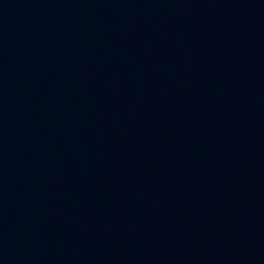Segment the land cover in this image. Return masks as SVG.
<instances>
[{
  "label": "water",
  "instance_id": "1",
  "mask_svg": "<svg viewBox=\"0 0 264 264\" xmlns=\"http://www.w3.org/2000/svg\"><path fill=\"white\" fill-rule=\"evenodd\" d=\"M0 264H264V0H0Z\"/></svg>",
  "mask_w": 264,
  "mask_h": 264
}]
</instances>
